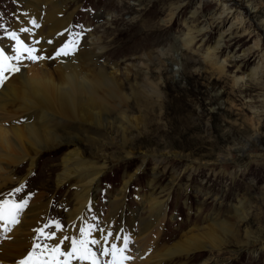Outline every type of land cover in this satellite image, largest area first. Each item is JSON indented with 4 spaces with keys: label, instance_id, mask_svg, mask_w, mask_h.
I'll use <instances>...</instances> for the list:
<instances>
[{
    "label": "bare ground",
    "instance_id": "bare-ground-1",
    "mask_svg": "<svg viewBox=\"0 0 264 264\" xmlns=\"http://www.w3.org/2000/svg\"><path fill=\"white\" fill-rule=\"evenodd\" d=\"M16 1L24 6V10L19 8L15 14L14 32L18 40L8 35L4 46H0L3 55L9 58L4 61L5 65L19 68V71H6L4 73L6 78L0 83V200L8 199L6 190L13 185L23 183L28 177L21 175L23 165H26L28 172L32 173L41 154L59 149L64 145H71L70 150L64 153L60 166L61 172L56 182L59 186L75 182L74 192H72L74 208H70L71 210L67 212V219L64 220L66 225L62 230L48 229L49 233L55 232L56 234L55 239H48L47 235L40 237V233L36 230L46 228L51 204L45 201V194H38L31 201L27 200V205L19 214V223L10 226L11 231L6 233L0 228V264H17L32 250L34 244H40L42 247L36 249L32 257L33 264H91L93 258L91 252L96 254L97 264H112L113 257L101 254L100 246L110 249L111 243H115L118 247H123L124 237L128 238V246L122 255L117 254L115 257L117 264H189L187 259L198 252H208L210 257H216L228 248H244L250 245L253 237V233L248 229L251 209L241 200L238 206L233 208L232 215L226 213L224 216L218 210L217 213L214 212L215 216L211 223L200 228H197V225L194 226L195 228L188 232L185 231L172 244L161 243L164 224L168 216L167 201L176 185L180 190L183 189L182 181L179 179L181 173L178 174L174 170L172 179L169 183L167 182L168 185L163 187L160 193H155V182L160 176L155 170L165 163L163 155H157L154 160L153 177L148 182L152 192L150 195L140 193L137 197L139 208L133 210L137 226L132 221V224L123 221L124 224L116 228L117 214L127 202V192L131 183L149 163L147 155L142 156L135 171L124 175L121 187L112 196L113 199L109 200L108 214L102 215L100 211L97 217L93 216L92 213L96 209V196L101 188L99 186L101 177L114 161L105 155L102 149L111 147L110 139H114L115 134H120L123 148L116 161L132 159L136 153V139L131 136V131L132 129L140 131V127L144 128L146 125L145 121L136 122L137 119L132 115L138 110L146 114L142 116L146 120H150L151 116L159 122L166 120L171 102L170 93L167 90L169 78L175 72L171 68H166L164 60H160L157 68H151L153 57L151 53L144 54L143 61L139 64L125 68L123 74L116 69L117 64L110 71L111 68H107V64L100 61V54L103 53L104 48L98 45L99 39L94 38L89 28V54L85 59L80 53L81 50L84 51V48L81 50L77 48L73 51L76 58L57 56L58 50L64 46H70V36L67 31H70L71 18L75 14L72 10L63 17L64 5L68 1L77 2L78 0ZM185 2L186 0H170L169 17L163 22H172L181 12ZM202 2L200 0L199 4L197 3L198 7L184 24L188 31L181 39L183 48L179 50L172 47L178 55L176 58L173 55L172 58L177 61L176 75L182 77H186V74L200 75L202 70L200 67L194 66L191 71L183 68L181 52L186 50L191 56L189 59L194 62V57L205 50L202 55L204 63L208 66L206 69L218 78L228 77L231 80L232 90H241L246 87V79L258 85L262 84L264 87L262 83L264 80V51L261 55H251L252 53L248 54V52L243 54V56L248 54V58L252 57V60L256 61L249 74H240L243 69L242 61V64H235V71L230 72V59L240 56L233 46L225 43V40L234 39V35H238L241 31L237 30L239 28L235 22L223 28L222 21H218L221 15L213 22H210L209 18L201 20L197 14H199L198 8L202 6ZM257 8L253 3H249L246 11L237 16L238 21L243 22L244 14L252 15L256 12L257 15L260 13V9ZM223 9L225 13L227 9ZM101 17L107 23L113 20L111 12H104ZM257 23L259 28L264 27V21ZM215 24L220 32L219 37L213 41L205 39L199 44L204 32ZM45 27L47 31L44 30ZM198 37H201L199 42H197ZM259 46L260 39L258 38L254 41V47ZM24 48L34 49L32 55L42 57L37 59L38 64H33L34 60L28 58V53L24 51ZM252 49L251 47L249 50ZM164 51L161 50V55H165ZM17 55L20 56L19 60L12 59ZM159 58H161L160 55ZM244 93L243 90L241 94ZM215 102L219 104L222 102L220 95L210 100L211 107ZM228 104L238 106L235 101H228ZM241 105L243 108L247 107L244 101ZM253 111L252 117H249L253 132L252 138L260 142L258 135L263 123L258 120L260 114L258 115L257 110ZM147 128L146 126L143 130ZM250 148V145L243 147V149ZM221 156L225 159H233L231 158L233 154L230 153ZM168 167L169 165L165 167L163 174L168 172ZM184 170L194 172L198 168L194 163H189ZM208 193H206V198ZM219 194L214 199H221L217 204L225 205L222 195ZM18 195L13 193L11 199L8 200L18 202L16 198ZM59 224L63 225L64 222H59ZM90 226L94 227L88 239L100 240V245H89L91 252L81 249L77 244V250L73 255H61L60 252L72 251L70 241H65L63 245H60V252L49 250L64 236L80 239V228L89 229ZM109 232L112 235L105 243L103 236ZM117 236L120 237L118 241L113 239ZM43 245H48L49 248L46 249ZM80 256L87 258L80 260L78 259ZM122 256L130 257V259L125 260ZM176 259L185 261L177 263ZM210 261L211 259L205 264H210Z\"/></svg>",
    "mask_w": 264,
    "mask_h": 264
},
{
    "label": "rangeland",
    "instance_id": "rangeland-1",
    "mask_svg": "<svg viewBox=\"0 0 264 264\" xmlns=\"http://www.w3.org/2000/svg\"><path fill=\"white\" fill-rule=\"evenodd\" d=\"M188 1L189 5H187ZM199 1L186 0L181 12L174 18V22L172 21L173 23L163 22L169 17L170 0H78L65 3L63 17L71 13L72 10L75 11V14L72 17L73 20L71 18L72 23L69 26L71 30L67 31L70 36V46L61 48L68 54L62 53V57L72 58L74 56L73 58H76L73 51H76L77 48L79 50L84 48V51L81 50L80 53H82L83 59L86 58L90 46L89 28L94 38L99 39L98 45L104 48L103 53L100 54V61L106 63L107 68H111L110 71L117 64L116 69L123 74L125 68L139 64L143 61L144 54L151 53L153 55L151 68H157L160 60H164L166 68H171L175 72L172 73L171 79L169 78L167 90L170 93L171 102L169 103V112L167 115L165 114L166 120L159 122L154 116H151L150 120H146L142 118L146 114L138 110L134 111L132 115L137 119L136 122L145 121V127H148L146 130H143L145 127H140V131L132 129L131 136L136 139V153L132 159L116 161L123 148L120 134H115L114 139H110L111 147L102 149L104 154L114 161L101 177L99 184L101 188L95 200L96 209L92 214L94 217H97L94 214L97 215L100 211L101 214L103 213L102 215L108 214L109 200L113 199L112 196L121 187L124 175L135 171L142 156L147 155L149 163L138 175L140 177L137 176L134 179L135 182L131 183L127 192V202L117 214V223H122V225L125 221L129 224L135 223L133 210L139 208L137 197L140 193L150 195L152 192L148 182L153 177L154 160L157 155H163L165 163L155 170L160 175L155 182V193H160L162 188L168 185L172 179V171L181 173L179 179L182 181L183 189L180 190L176 185L167 201L168 216L167 222L164 224L161 243L172 244L185 231L188 232L196 225L197 228H200L211 223L218 210L224 216L226 213L232 215L233 208L238 206V202L241 200L251 209L248 222V229L253 233L251 244L244 248H228L216 257H210L208 252H198L187 261L189 264H205L211 259L210 264H264V87L262 84L258 85L256 82L246 79V87L241 90H232L231 80L228 77L218 78L208 71L209 69H206L208 66L204 63L202 55L205 50L194 57V62L189 59L191 56L186 50L181 52L183 68L191 71L194 66L200 67L202 69L200 75L186 74V77L176 75L178 72L177 61L172 58L173 55L175 58L178 55L173 51V48L179 50L183 48L181 39L188 31L184 24L198 7ZM202 1V6L198 8L199 14H197L201 20L209 18L208 20L213 22L221 15L218 21H222L223 28L233 22L238 26L237 30H240L241 33L234 35V39L225 40V43L233 46L240 56L230 59V72L235 71V64H242V61L243 69L240 74H249L256 61H253L252 57L248 58L247 55L251 53V55H261L264 51V27L259 28L257 25V22L264 21V0ZM249 3L258 7L260 13L257 15L256 12L252 15L244 14V20L240 23L237 16L246 11ZM19 8L24 10V6L16 0H0V26H2L0 27V46H4L7 33H15V14ZM223 8L227 9L225 13ZM104 12L113 14L111 23H107L101 17ZM100 21L103 22L99 23ZM215 26L216 24L212 25L208 31L204 32L202 40H200L201 37H198L197 42L200 40V44L205 39L208 41L217 39L220 32ZM44 30L47 31V27ZM250 31L253 32L250 33ZM258 38L260 46L254 47V41ZM251 47L253 49L249 50ZM162 49L165 50V55H161ZM246 52L248 54L243 56ZM40 53L42 55V52ZM167 55L168 57H166ZM38 63L37 59L33 62V64ZM243 90L245 93L241 94ZM216 94L221 96L223 103L215 102L211 107L210 100L215 98ZM228 101H235L238 106L229 105ZM242 101L247 104L248 108L241 107ZM253 110H257L258 115L260 114L258 120L263 123L258 135V138L261 139L260 142L252 138L253 132L249 120ZM140 132L142 134H139ZM249 145L250 149H243ZM70 148L71 145H64L59 149L41 154L42 157L38 158L36 168L32 173H29L27 166L23 165L21 175L28 177L23 183L13 185L6 190L7 196L14 193L19 194L18 196L21 194L25 198L45 194V201L51 204L50 216L47 218L46 225H50L51 220H60V216L63 218L60 221V223L64 222L63 225L60 224L63 228L66 225L64 220L67 219V212L74 208L72 192H74L75 182L60 186L56 182L58 174L61 172L60 166L64 153L68 152ZM229 153L233 154L231 157L233 159L222 158L221 155ZM100 154L102 155V153ZM189 163H194L198 170L185 171L184 169ZM167 165H169L168 172L163 174ZM30 179H32L31 182ZM186 185L187 188H185ZM17 188H21V191L15 192L14 190ZM201 188L203 189L201 190ZM207 192L209 193L206 198ZM217 194L222 195L225 205L217 204L221 200L214 199ZM18 196H16L17 199ZM52 213L55 214L51 215ZM54 225L46 228H52L50 230L53 231ZM122 225L116 224V228ZM175 261L180 263L185 260L176 259Z\"/></svg>",
    "mask_w": 264,
    "mask_h": 264
},
{
    "label": "snow or ice",
    "instance_id": "snow-or-ice-1",
    "mask_svg": "<svg viewBox=\"0 0 264 264\" xmlns=\"http://www.w3.org/2000/svg\"><path fill=\"white\" fill-rule=\"evenodd\" d=\"M33 23H35L33 21ZM2 27V26H0ZM22 31H25V29H22ZM12 39H16L18 40V37L15 33H7ZM19 42V41H18ZM24 51L28 53V58L36 60V59H41L42 57H36L32 55V52L34 51V49L31 48H24ZM67 55V52H64V49H60L57 51L56 55L59 56L61 54ZM8 57H5L3 55V50L0 49V83L3 82V79H5L6 77H4V73L6 71H19V68L15 67V66H6L4 61L8 60ZM12 59H16L19 60L20 56L17 55L15 57H13ZM22 187V186H21ZM15 192H19L21 191V188H17L14 190ZM27 205V200H22L20 202H16V201H10L7 198L4 200H0V228L3 229V231L6 233L8 231H11V227L10 226H14L15 224L19 223V214L20 212L23 210V208ZM50 225H45V227H49ZM55 228L59 231L62 230V225L59 224V222L55 223ZM94 226H90L89 229H85V228H80V239H77L75 237H68V236H64L62 237L57 244L52 245L51 248L49 249L51 252H60V245H63L65 241H70L71 243V247H72V251L67 252V253H63L60 252L61 255H66V256H71L73 255V253L77 250L76 246L77 244L80 245L81 249L87 251V252H91V249L89 248V245H100V240L98 239H88V237L91 235V229ZM100 230V229H97ZM38 233H40V235H44V229H37L36 230ZM103 231V230H100ZM111 232L107 233L106 235L103 236V240L105 241V243H107L108 241V237L111 236ZM56 234L55 232L49 233L47 234L48 239H55ZM115 239H120V237H114ZM128 246V238L124 237L123 238V247H118L115 243H111L110 245V249L108 248H104L103 246H100V251L101 254L103 255H110L113 257V261L112 264H117L115 257L117 256V254H123L125 252V250L127 249ZM42 247L40 244H34L32 250H30L27 255L22 258L20 261L17 262V264H33L32 261V257L36 251L37 248ZM44 248H49L48 245H43ZM95 253L91 252V256L93 257L91 260V264H97V260L95 259ZM87 257L85 256H80L78 257V259L83 260ZM123 259H130V257L127 256H122Z\"/></svg>",
    "mask_w": 264,
    "mask_h": 264
}]
</instances>
